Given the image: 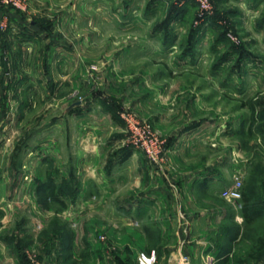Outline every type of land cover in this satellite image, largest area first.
I'll return each mask as SVG.
<instances>
[{
	"label": "rangeland",
	"instance_id": "1",
	"mask_svg": "<svg viewBox=\"0 0 264 264\" xmlns=\"http://www.w3.org/2000/svg\"><path fill=\"white\" fill-rule=\"evenodd\" d=\"M24 1L15 11L40 33L17 73L3 40L11 32L17 53L16 27L0 33V83L14 85L0 89V264H138L152 250L173 264L179 249L194 264L186 249L201 241L227 244L235 258L218 264H237L264 230V43L238 35L241 0H209V16L195 0ZM153 50L165 54L145 56ZM98 106L117 113L122 130L98 139L102 121L78 113ZM126 112L166 139L165 169L128 142ZM82 131L107 156L86 183L73 160ZM228 143L249 153L224 168L217 193L185 187L204 161L224 162ZM127 151L136 155L123 164ZM237 173L261 214L249 228L243 199L220 194Z\"/></svg>",
	"mask_w": 264,
	"mask_h": 264
},
{
	"label": "crops",
	"instance_id": "2",
	"mask_svg": "<svg viewBox=\"0 0 264 264\" xmlns=\"http://www.w3.org/2000/svg\"><path fill=\"white\" fill-rule=\"evenodd\" d=\"M238 6L237 10H240L237 12V15H235L237 18L236 21V27L238 31V35L242 36V38L246 41L255 42L260 41L264 43V0H241V2L236 3ZM9 8L6 7H0V15H8L9 17V24L15 25L16 30H14V36H17L19 42V49H17V53L10 47L9 43H11V38L13 34L11 32L7 31L8 33L4 35V42L8 41L6 45V49L9 50L10 58L14 62V68H16L18 71L19 64L17 61V58H23L25 55L24 46L30 45L32 46L33 37L37 34H39V26L33 25V23H27V21L23 18L22 13L15 11L14 9L9 10ZM235 9L232 10L233 14ZM15 38V37H14ZM43 39V37L41 36ZM12 41H15V39H12ZM43 41V40H42ZM55 46V45H54ZM161 52V54H165L164 51L158 50ZM159 52H156L155 50L151 51L150 53L147 52L145 55L146 57H154L156 54H159ZM131 54L127 53L124 55L125 58L130 57ZM16 59V62H15ZM16 63V64H15ZM7 64V63H6ZM6 67H2L0 65V74L6 72ZM24 69V66H23ZM26 70V69H25ZM4 71V72H2ZM28 72V71H26ZM7 81H3L0 83V89H9V87H13V84H10ZM21 84H17V88H20ZM29 86H26V90L30 91L34 86H31L30 89ZM46 88V87H45ZM58 87L55 85L53 90L57 91ZM21 90V89H20ZM27 92V91H26ZM25 92V93H26ZM78 106L77 104L72 105ZM80 109V108H79ZM81 108L78 110V113L81 115H85V119H88L90 121L89 115L90 112H95V115L97 119L101 120L103 124H98L94 126L93 133L97 134L98 139L103 138V136L109 135L112 133V131L107 130L106 128L114 129H121L123 128L122 122H116L113 120L111 113H107L106 111H103V109L98 106V108H90L89 111L86 108ZM88 111V112H87ZM87 112V113H86ZM92 119V118H91ZM108 124V125H107ZM232 125V124H231ZM86 131H82L78 133V141L76 142L77 147L75 149V152L73 153V160L74 163L77 165L78 173H80L79 179L83 181V183H86L89 180L90 177V169L95 170V168L100 171L99 166L97 163H99L101 160H105L106 151L105 148L102 147L101 149H98L96 147H92L90 145V136H86ZM90 134L92 130L90 129ZM231 135V138L237 137L236 131L229 132ZM105 135V136H106ZM104 136V137H105ZM93 137V136H92ZM79 138H82L80 141ZM213 139L212 137L209 139V142ZM208 143V142H207ZM229 144V143H228ZM229 146H226V155L224 162L222 160L218 161L219 159L210 158L209 161L201 164L194 172L190 173L187 177H183V184L185 187L190 186L193 184L195 186V189L201 191H206L208 194L214 195L217 193L216 191V185L222 183V177L224 176V168L233 169V164L239 165L240 167L243 166L245 163V158L247 157L249 150L244 148L243 146L233 145L229 144ZM97 150V151H96ZM98 156H97V155ZM136 154H126L123 160H120L121 163L124 161L123 164L127 162H132L133 158H135ZM236 158L235 160H233ZM217 160V161H216ZM201 161V159H200ZM234 161V162H233ZM119 162V161H117ZM226 164L227 167H224ZM84 171L86 173H84ZM111 175L114 176L121 174L122 169L121 166L118 164H115L113 168L110 169ZM111 177V176H110ZM231 181L226 184V186L222 189L229 187L232 184V178ZM100 185V183H98ZM221 190V192H222ZM187 193V190L184 192L183 199L185 197V194ZM221 194V193H220ZM185 202V201H184ZM262 232V231H259ZM227 245L225 243H207L205 241H201L199 243H195L193 246L188 247L186 249V253L188 252L192 256V260L194 264H218L221 261H232L235 258V254L233 253V250L231 252L225 251L222 252V249L224 246ZM230 249V248H229ZM220 251V252H219ZM159 264V263H158ZM247 264V263H245ZM249 264H264V258L261 262L252 263L249 262Z\"/></svg>",
	"mask_w": 264,
	"mask_h": 264
},
{
	"label": "built area",
	"instance_id": "3",
	"mask_svg": "<svg viewBox=\"0 0 264 264\" xmlns=\"http://www.w3.org/2000/svg\"><path fill=\"white\" fill-rule=\"evenodd\" d=\"M202 15L209 16L214 13V8L209 0H195ZM0 7L12 8L23 11L25 9L24 0H0ZM9 23L8 15H0V33L4 32ZM122 119L126 126L128 142L141 149L150 159L156 169H165L170 156V150L166 147V139L160 135L145 120L139 119L133 112H126ZM242 175L237 173L233 176L232 184L222 190L221 196L229 201H239L243 198ZM173 264H190V258L181 249L171 256ZM138 264H158V256L155 250L141 252L138 255Z\"/></svg>",
	"mask_w": 264,
	"mask_h": 264
},
{
	"label": "trees",
	"instance_id": "4",
	"mask_svg": "<svg viewBox=\"0 0 264 264\" xmlns=\"http://www.w3.org/2000/svg\"><path fill=\"white\" fill-rule=\"evenodd\" d=\"M216 18H219V17H216ZM107 110L109 111V113H111L113 120H115L116 122H120V123L122 122L121 119L119 118V116L117 115V113H115L110 108H107ZM127 154H130V151H127ZM125 155H126V153H125ZM242 193H243L242 214H243V217L246 221V224L244 226L246 228H249L255 222L256 217L260 218L261 214H259V213L257 215H255L256 213L253 214L254 212H252V209H251L252 197L250 196V193L247 191H243ZM260 231H262V232H259V234H257L258 236L256 238L249 240L250 241V248H249L248 252L244 255V257H242V259H240L237 264H245V263L249 264V262L257 263V262L262 261V259L264 258V230H260Z\"/></svg>",
	"mask_w": 264,
	"mask_h": 264
}]
</instances>
